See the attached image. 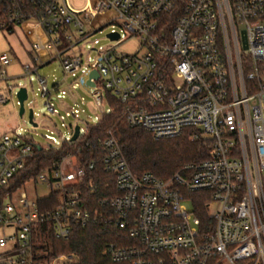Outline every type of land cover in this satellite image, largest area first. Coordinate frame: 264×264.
Masks as SVG:
<instances>
[{"label":"built area","instance_id":"built-area-1","mask_svg":"<svg viewBox=\"0 0 264 264\" xmlns=\"http://www.w3.org/2000/svg\"><path fill=\"white\" fill-rule=\"evenodd\" d=\"M109 11L112 16L94 27ZM26 23L40 35L30 43L34 53L23 64V76L36 74L47 111L57 113L53 99L62 105L76 85L48 86L38 74L39 67L58 59L62 81L79 72L78 84L92 87L99 114L95 123L68 126L67 137L45 136V143L17 129L0 133V225L14 227L0 237L6 247L0 264H71L73 254L35 255L33 232L47 223L56 238L67 239L74 227L96 221L120 232L103 248L112 263L264 264V0H95L82 8L67 0H0L1 30L11 33ZM108 24L106 36L117 38L91 45L92 60L77 53L80 42ZM133 36L141 51L119 53L118 45ZM10 61L9 52L0 49V81L9 79ZM11 90L0 91V105L9 102ZM109 93L122 102L128 126L154 139L192 129V138L199 134L209 141V156L166 178L134 174L111 131L93 141L85 137L87 127L113 109ZM69 142L76 143L58 162L24 181L45 182L50 188L45 196L56 193L55 205L41 211L39 197L29 199L19 189L24 183L16 186L20 172L35 149L47 152ZM82 150L96 152L113 177V185L104 183L113 194L95 204L83 191L96 160H79ZM197 193L213 223L203 224L193 212Z\"/></svg>","mask_w":264,"mask_h":264},{"label":"trees","instance_id":"trees-1","mask_svg":"<svg viewBox=\"0 0 264 264\" xmlns=\"http://www.w3.org/2000/svg\"><path fill=\"white\" fill-rule=\"evenodd\" d=\"M12 32V31H11ZM109 102L113 109L105 114L98 124L87 127L85 137L91 141L102 138L111 131L121 148L127 164L134 174L151 172L157 177L166 178L178 171L187 163L199 162L209 156V141L199 134L192 138V129L185 130L181 135L173 138L154 139L152 135L139 127H130L123 118V104L117 97L109 93ZM76 142H69L58 149L42 152L35 149L34 155L27 159L25 169L20 172L16 186H20L26 179L34 178L46 167L53 166L63 154L70 150ZM99 155V154H98ZM81 161L96 160L93 170L84 179L87 187L83 194L94 204L108 195L112 190H105L104 183L113 185V177L106 173L96 152L82 150L78 154ZM92 180H89V178ZM93 187V190L91 189ZM0 192V205L2 203ZM56 203V193L37 199V207L44 211ZM204 197L197 193L192 202L193 212L204 224L211 223ZM213 223V222H212ZM119 231L105 222H90L85 226H76L67 239L56 238L49 224L39 225L33 232V250L37 255L40 251L46 254H73L75 260L71 264H116L112 263L103 253L104 245L118 239ZM40 257H37L39 259Z\"/></svg>","mask_w":264,"mask_h":264},{"label":"rangeland","instance_id":"rangeland-1","mask_svg":"<svg viewBox=\"0 0 264 264\" xmlns=\"http://www.w3.org/2000/svg\"><path fill=\"white\" fill-rule=\"evenodd\" d=\"M68 3L74 8H82L88 4L93 5L95 0H67ZM112 12L109 11L107 17H101L96 22H94V27H99L104 24L110 17ZM31 22V21H29ZM111 25L108 24L102 27L100 30L90 34L85 40L80 42L77 47V53L81 54L83 58H89L92 60L96 56L94 50H89L91 45L95 48L99 46H105L109 43V39L106 34L110 31ZM23 43L26 46L27 39L24 36L23 30L18 27L16 34H9L4 30L0 29V49L8 50L9 44L17 45L15 41ZM96 41V42H95ZM19 42V44H20ZM139 49L141 51L139 40L136 37H129L125 39L117 47L119 53L132 54ZM24 57L17 58L13 57L11 64L7 65L8 76H13L6 81H0V91H8V87H12L11 99L5 105H0V133L5 131H10L17 129L22 134H26L33 138L35 141L45 143V136L52 135L56 139L60 137H67L69 135L68 126L74 125L76 121L80 125H83L84 121L90 123H95L97 121V115L99 112L93 107V98L89 94L92 92V87L85 85H79L77 82L76 75H68L65 77V81L62 78L65 76L61 68L58 59L53 60L47 64L42 65L38 69V74L43 76L47 80V85L52 86L58 84L60 88H65L66 83L70 85H75V88L71 92L67 91L62 97L63 104L60 105L58 100H54L53 105L57 113L51 114L47 111L45 99L41 97L37 76L35 73L30 74V76L24 77V71L21 67V62L24 61ZM31 77V79H29ZM62 82V83H60ZM19 86H25L27 89V98L24 100V114L22 117L18 116L17 109L18 103L16 98V92ZM72 93V94H71ZM107 104V103H106ZM106 104L104 107H106ZM32 108L34 112V121L37 123L36 126L31 125L28 122V110ZM77 109V118L72 115H67V112ZM71 159L66 158L64 160V165L69 166ZM24 191L29 199L36 197H43L50 192L49 186L42 181L30 179L24 183L20 188ZM19 190V191H20ZM13 195L15 201L17 193ZM214 207V206H212ZM14 227H3L0 225V237L3 235H10L13 233ZM10 244L7 245V248ZM6 247L0 246V253L5 251Z\"/></svg>","mask_w":264,"mask_h":264},{"label":"crops","instance_id":"crops-1","mask_svg":"<svg viewBox=\"0 0 264 264\" xmlns=\"http://www.w3.org/2000/svg\"><path fill=\"white\" fill-rule=\"evenodd\" d=\"M18 27H20V29L23 30L24 36L27 39L26 46H24L23 43L20 42V40H19L20 44L16 40L15 43L17 45H15V44L13 45L12 43H10L9 49L7 51L9 52L10 57H11V61L9 64H11L13 57L17 58L18 61H19V57H24L25 60L21 62V67H23V64L25 62H28L34 53L33 51L30 50V43H31L32 39L36 36H39L40 33H39V30L32 23H26V24L20 25ZM18 27L14 28L13 31L9 34H16V30L18 29ZM7 76H8V74H7ZM8 78H13V76H11V77L8 76Z\"/></svg>","mask_w":264,"mask_h":264},{"label":"water","instance_id":"water-1","mask_svg":"<svg viewBox=\"0 0 264 264\" xmlns=\"http://www.w3.org/2000/svg\"><path fill=\"white\" fill-rule=\"evenodd\" d=\"M109 38L115 39L117 38V34H112L109 33L107 35ZM91 76L97 77V73L96 71H92ZM88 83L93 85L92 81L88 80ZM16 98L18 100V114L19 116H22L25 108H24V100L27 98V89L24 86H21L18 88L17 92H16ZM33 114H32V108H29L28 110V122L33 125L36 126L37 123L35 121H33ZM78 125L75 126V130H74V134L72 135V140H74L78 134Z\"/></svg>","mask_w":264,"mask_h":264}]
</instances>
